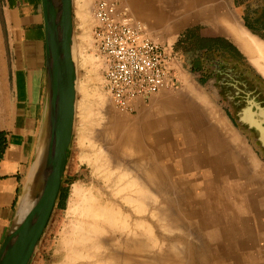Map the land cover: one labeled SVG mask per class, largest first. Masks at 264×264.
Segmentation results:
<instances>
[{
	"label": "rangeland",
	"instance_id": "1",
	"mask_svg": "<svg viewBox=\"0 0 264 264\" xmlns=\"http://www.w3.org/2000/svg\"><path fill=\"white\" fill-rule=\"evenodd\" d=\"M96 1L75 0L81 71L62 184L68 198L63 204L57 200L30 264L84 262L70 258L71 245L65 242L74 237L77 217L68 211L74 186L109 200L119 198L117 189L137 175L148 179L151 189L144 257L133 264H264V157L237 125L228 101L239 103L234 95L244 90L240 116L248 125L250 117L264 121V104L261 111L253 108L264 102V71L230 36L233 20L253 33L250 27L256 26L247 17L256 16L264 0H118L146 24L153 39L172 46L180 77L178 87L140 99L134 113L117 109L106 89L94 40ZM193 28L200 37L225 39L239 53H210L196 42L189 47L185 33ZM226 77L236 89L219 94L218 82ZM126 135L129 145L123 143ZM127 213L134 225L136 207L130 204ZM137 242L134 231L108 250L136 257Z\"/></svg>",
	"mask_w": 264,
	"mask_h": 264
},
{
	"label": "water",
	"instance_id": "2",
	"mask_svg": "<svg viewBox=\"0 0 264 264\" xmlns=\"http://www.w3.org/2000/svg\"><path fill=\"white\" fill-rule=\"evenodd\" d=\"M42 1L46 82L41 125L27 173L32 179L23 182L12 221L0 245V264L31 263L55 209L75 133L79 78L73 55L74 0ZM247 122L262 131L259 141L264 147L262 121L250 117Z\"/></svg>",
	"mask_w": 264,
	"mask_h": 264
},
{
	"label": "crops",
	"instance_id": "3",
	"mask_svg": "<svg viewBox=\"0 0 264 264\" xmlns=\"http://www.w3.org/2000/svg\"><path fill=\"white\" fill-rule=\"evenodd\" d=\"M74 0V51L78 78L79 25ZM76 48V49H75ZM78 79V81H79ZM46 82V38L42 0H0V130L8 146L0 161V245L26 180L41 125ZM79 89V88H78ZM79 98V90H78Z\"/></svg>",
	"mask_w": 264,
	"mask_h": 264
},
{
	"label": "built area",
	"instance_id": "4",
	"mask_svg": "<svg viewBox=\"0 0 264 264\" xmlns=\"http://www.w3.org/2000/svg\"><path fill=\"white\" fill-rule=\"evenodd\" d=\"M93 13L105 86L117 109L134 113L140 99L147 101L162 89L179 86L172 46L153 39L128 5L97 0Z\"/></svg>",
	"mask_w": 264,
	"mask_h": 264
},
{
	"label": "bare ground",
	"instance_id": "5",
	"mask_svg": "<svg viewBox=\"0 0 264 264\" xmlns=\"http://www.w3.org/2000/svg\"><path fill=\"white\" fill-rule=\"evenodd\" d=\"M230 32V36L237 45L264 71V40L235 20L230 24ZM76 52L75 50V56ZM104 100L102 104H105ZM123 143L125 145L131 143L128 135L123 139ZM138 177L137 175L135 180L131 179L126 185L117 189L116 196L119 198L109 200L94 193L87 195L82 185L74 186L72 198L68 204L69 213L77 217L74 220V237L65 241L71 245L70 258L84 259L81 264H133V261L144 257L148 233V196L151 184L147 181L148 179ZM31 179L28 174L25 181L30 182ZM26 204L27 201L24 202L25 206ZM130 204L136 207L138 213L134 225L131 223V216L127 213V206ZM134 231L138 238L136 257L128 252L108 250L111 243L122 241L124 238L128 239Z\"/></svg>",
	"mask_w": 264,
	"mask_h": 264
},
{
	"label": "flooded vegetation",
	"instance_id": "6",
	"mask_svg": "<svg viewBox=\"0 0 264 264\" xmlns=\"http://www.w3.org/2000/svg\"><path fill=\"white\" fill-rule=\"evenodd\" d=\"M258 12H256V16H251V15H247V20L251 23V26L255 25L256 28L254 27H250V29L252 31H254L253 33L261 38L264 37V7H262V9H258L257 10ZM253 24V25H252ZM220 72V70H214V74L212 77L214 79V81H216V79L218 78V73ZM225 79V80H224ZM232 78L230 77H226V78H223L224 81H219L218 83V87H217V91L219 94H223L225 89H228L227 91V94H229L230 91L236 89L235 86H234V83L232 80H230ZM234 98H239V103H235V102H231V99L230 97H228V101L231 103V107H230V110L234 111L235 114H236V117H237V125H239V127L242 129V130H245L247 131L252 139L254 140V142L258 145L259 147V151L261 152V154L263 155L264 157V147L261 146V142L259 141V138L261 136V133L262 131L256 127H250L245 120L242 119V116H240V111H239V108L242 109V107L245 105L246 103V93L244 90H239L238 94L236 93L234 95ZM242 103V104H240ZM259 106L258 105H255L253 108L254 110H257V111H261V107L260 105H263L264 102H259ZM239 105H241L242 107H240ZM262 125L264 127V121H262Z\"/></svg>",
	"mask_w": 264,
	"mask_h": 264
},
{
	"label": "trees",
	"instance_id": "7",
	"mask_svg": "<svg viewBox=\"0 0 264 264\" xmlns=\"http://www.w3.org/2000/svg\"><path fill=\"white\" fill-rule=\"evenodd\" d=\"M184 41L185 44L188 45L189 47L190 45H193L196 42L198 44V49L200 50L207 49V51L210 53L211 52L224 53L225 51H228V49H232L239 53L238 49L235 46L227 43V41L221 37H213V38L200 37L196 28L187 30V32L185 33ZM7 146H8V139L6 132L0 130V161L4 156ZM67 198H68V189H64L62 187L58 197L59 203L60 204L65 203ZM16 200L14 205L16 204Z\"/></svg>",
	"mask_w": 264,
	"mask_h": 264
}]
</instances>
